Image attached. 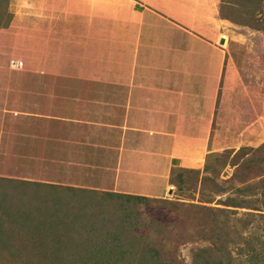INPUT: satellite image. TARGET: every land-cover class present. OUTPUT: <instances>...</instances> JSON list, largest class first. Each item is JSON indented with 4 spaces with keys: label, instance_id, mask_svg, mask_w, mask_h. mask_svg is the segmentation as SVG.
<instances>
[{
    "label": "crops",
    "instance_id": "0c3cea01",
    "mask_svg": "<svg viewBox=\"0 0 264 264\" xmlns=\"http://www.w3.org/2000/svg\"><path fill=\"white\" fill-rule=\"evenodd\" d=\"M17 1V55L0 67L6 180L162 197L173 169L237 146L236 124L264 131L220 46L221 0Z\"/></svg>",
    "mask_w": 264,
    "mask_h": 264
},
{
    "label": "rangeland",
    "instance_id": "374dc122",
    "mask_svg": "<svg viewBox=\"0 0 264 264\" xmlns=\"http://www.w3.org/2000/svg\"><path fill=\"white\" fill-rule=\"evenodd\" d=\"M19 5L0 0V67L17 55L8 37L23 29ZM221 14L228 22L220 46L248 78L253 101L247 98L264 127V0H226ZM257 123L236 124L238 145L206 154L200 173L173 169L162 197L23 185L0 169V264H198L204 251L211 263L263 260L264 131ZM226 198L253 208L225 210Z\"/></svg>",
    "mask_w": 264,
    "mask_h": 264
},
{
    "label": "trees",
    "instance_id": "16d2710c",
    "mask_svg": "<svg viewBox=\"0 0 264 264\" xmlns=\"http://www.w3.org/2000/svg\"><path fill=\"white\" fill-rule=\"evenodd\" d=\"M226 2V0H221V6H220V11H221V13H222V9H223V4ZM228 3H230V2H227V5H228ZM230 5V4H229ZM222 15V14H221ZM222 17L224 18V16L222 15ZM8 25V24H7ZM242 148H244V147H239L238 149H236V151H234V152H239V151H241V149ZM250 148H255V147H250ZM209 154H214V152H211V153H209ZM178 169H183V171L184 170H188V169H185V168H178ZM190 170H192V171H194V172H197V173H200V171L199 170H193V169H190ZM203 170L204 171H209V166L208 165H205L204 166V168H203ZM206 178V180H208L209 179V177L207 176V177H205ZM204 178V179H205ZM29 185H31L30 183H29ZM33 185V184H32ZM35 185H38V184H35ZM47 187V186H46ZM54 187V186H53ZM49 188H51V187H49ZM55 188H57V187H55ZM237 191H241V189H237ZM89 192H93V191H89ZM109 194H112V195H122V194H116V193H109ZM126 196H128L129 198H135V199H145L146 197H144V196H139V195H126ZM125 196V197H126ZM223 205H225V207H227L225 210H236V209H234V208H236V207H246V208H250V209H252L253 207L252 206H250V205H248V204H243V203H241V202H236V201H234L233 200V198H226V199H224V203H222ZM247 205V206H246ZM198 206V205H197ZM202 206H205V205H202ZM201 206V207H202ZM250 206V207H249ZM200 207V206H199ZM203 208H205V207H203ZM209 213H211V210L210 209H206ZM230 214V213H229ZM206 216L207 217H209V215H205V218H206ZM230 216V215H229ZM232 216H230V218H231ZM229 219V218H228ZM215 220V219H214ZM250 233H252V231L250 230ZM258 241H259V243H260V245L262 246V249H263V251H264V234H262V235H258ZM87 251V250H86ZM204 253H206V254H204V255H202V253H201V258H200V260L201 261H199V263L198 264H220L221 263V261H218V262H209L208 261V258H209V256L207 255V252L206 251H204ZM197 257H198V255L196 254L195 255V261H198V259H197ZM250 261H251V264H264V259L263 260H261L260 261V259H256V257L255 256H253V255H251V257H250Z\"/></svg>",
    "mask_w": 264,
    "mask_h": 264
},
{
    "label": "built area",
    "instance_id": "2783aa9c",
    "mask_svg": "<svg viewBox=\"0 0 264 264\" xmlns=\"http://www.w3.org/2000/svg\"><path fill=\"white\" fill-rule=\"evenodd\" d=\"M17 64H20V63H17Z\"/></svg>",
    "mask_w": 264,
    "mask_h": 264
},
{
    "label": "clouds",
    "instance_id": "9594fccd",
    "mask_svg": "<svg viewBox=\"0 0 264 264\" xmlns=\"http://www.w3.org/2000/svg\"><path fill=\"white\" fill-rule=\"evenodd\" d=\"M16 65H18V64H16Z\"/></svg>",
    "mask_w": 264,
    "mask_h": 264
}]
</instances>
